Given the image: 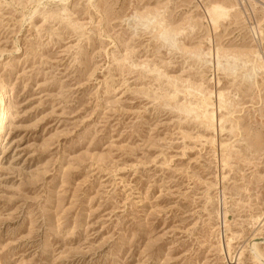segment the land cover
I'll list each match as a JSON object with an SVG mask.
<instances>
[{"label": "rangeland", "instance_id": "374dc122", "mask_svg": "<svg viewBox=\"0 0 264 264\" xmlns=\"http://www.w3.org/2000/svg\"><path fill=\"white\" fill-rule=\"evenodd\" d=\"M0 100V264H264V0H0Z\"/></svg>", "mask_w": 264, "mask_h": 264}, {"label": "bare ground", "instance_id": "6f19581e", "mask_svg": "<svg viewBox=\"0 0 264 264\" xmlns=\"http://www.w3.org/2000/svg\"><path fill=\"white\" fill-rule=\"evenodd\" d=\"M225 14H226V10H225L224 8H222L221 6H219V5H215V6L211 9V15H213V16H216V17L218 16V17H220V16L225 15ZM220 95H221V94H220ZM0 104L3 105V110L0 112V114L2 113V115H3L4 110H7V107H5V104L2 103V100H0ZM2 115H1V117H0V121H1ZM254 248H255V247H254Z\"/></svg>", "mask_w": 264, "mask_h": 264}]
</instances>
